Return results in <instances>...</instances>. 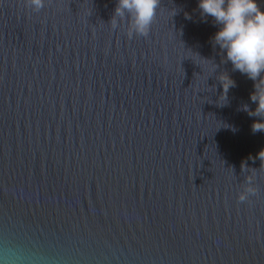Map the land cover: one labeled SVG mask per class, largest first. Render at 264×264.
I'll return each mask as SVG.
<instances>
[{"label":"water","instance_id":"1","mask_svg":"<svg viewBox=\"0 0 264 264\" xmlns=\"http://www.w3.org/2000/svg\"><path fill=\"white\" fill-rule=\"evenodd\" d=\"M115 4L0 0V264H264L254 81L197 0L131 38Z\"/></svg>","mask_w":264,"mask_h":264},{"label":"clouds","instance_id":"2","mask_svg":"<svg viewBox=\"0 0 264 264\" xmlns=\"http://www.w3.org/2000/svg\"><path fill=\"white\" fill-rule=\"evenodd\" d=\"M158 3L159 0H116L110 20L112 27H118L120 20H127L129 38L133 35L147 36ZM25 4L33 12H39L45 0H25ZM197 5L202 17H211L216 27L211 38L213 43L223 51L235 71L254 81L255 91L250 93V100L256 107L250 110L244 104L241 110L259 117L251 124L253 133L264 132V9H261L258 0H197ZM220 79L226 98L228 88L234 87L235 82L226 74ZM232 130L235 131L234 128ZM258 156L261 161L264 160V148ZM242 171H245L244 166ZM256 191L255 177L248 175L237 199L241 203L247 202Z\"/></svg>","mask_w":264,"mask_h":264}]
</instances>
